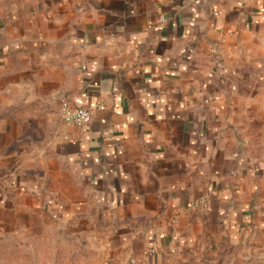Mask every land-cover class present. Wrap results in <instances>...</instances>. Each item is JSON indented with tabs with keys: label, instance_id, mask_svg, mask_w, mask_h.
<instances>
[{
	"label": "crops",
	"instance_id": "0c3cea01",
	"mask_svg": "<svg viewBox=\"0 0 264 264\" xmlns=\"http://www.w3.org/2000/svg\"><path fill=\"white\" fill-rule=\"evenodd\" d=\"M42 207L101 264L264 240V0H0V236Z\"/></svg>",
	"mask_w": 264,
	"mask_h": 264
},
{
	"label": "rangeland",
	"instance_id": "374dc122",
	"mask_svg": "<svg viewBox=\"0 0 264 264\" xmlns=\"http://www.w3.org/2000/svg\"><path fill=\"white\" fill-rule=\"evenodd\" d=\"M42 210L53 223L43 219L42 227L1 231L4 236H0V264H101L85 242L70 238V225H61L58 214L50 213L47 207ZM178 264H264V240L231 239Z\"/></svg>",
	"mask_w": 264,
	"mask_h": 264
},
{
	"label": "built area",
	"instance_id": "2783aa9c",
	"mask_svg": "<svg viewBox=\"0 0 264 264\" xmlns=\"http://www.w3.org/2000/svg\"><path fill=\"white\" fill-rule=\"evenodd\" d=\"M166 22L167 17L162 14L159 17L158 24L164 25ZM81 68L84 69L85 66H82ZM101 108L103 107L101 106ZM61 117L66 123L75 124L79 126H87L92 121L93 113L90 109L86 107L72 105L69 100L63 99L61 102ZM205 205V201H202L201 203L192 204V206L196 208Z\"/></svg>",
	"mask_w": 264,
	"mask_h": 264
}]
</instances>
